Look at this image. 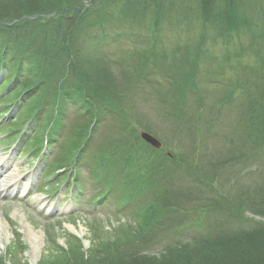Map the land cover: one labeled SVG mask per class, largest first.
<instances>
[{
	"label": "rangeland",
	"instance_id": "374dc122",
	"mask_svg": "<svg viewBox=\"0 0 264 264\" xmlns=\"http://www.w3.org/2000/svg\"><path fill=\"white\" fill-rule=\"evenodd\" d=\"M152 3L140 12L129 11L127 0L100 2L71 30L76 62L98 81L95 112L106 116L100 126L81 115L85 109L64 105L66 92L77 87L71 76L69 85L57 79L44 93L48 103L36 134L44 139L48 125L58 123V158L44 143L32 153V132L29 142H12L8 127L0 129V143L7 142L0 144L1 176L19 194L0 195V239L7 237L0 264L32 263L28 230L41 238L37 264H62L82 252H102L104 244L116 245L110 256H156L193 233L230 235L247 230L251 221L264 224L253 214L257 204L264 208V45L251 41L255 36L245 23L239 35L218 38L201 0ZM84 5L88 9L90 2ZM240 9L246 22L264 27V0L246 1ZM14 91L13 96L21 90ZM74 97L81 103L79 94ZM36 102L26 109L33 111ZM116 107L123 117L119 111L108 116ZM18 114L12 122L23 129ZM141 131L159 139L163 150L141 142ZM68 151L73 157L65 161ZM97 154L130 165L105 173ZM55 168L62 173L50 180ZM11 171L17 176L10 177ZM118 171H124L131 197ZM149 219L144 235L139 227ZM121 244L127 245L120 250Z\"/></svg>",
	"mask_w": 264,
	"mask_h": 264
},
{
	"label": "trees",
	"instance_id": "16d2710c",
	"mask_svg": "<svg viewBox=\"0 0 264 264\" xmlns=\"http://www.w3.org/2000/svg\"><path fill=\"white\" fill-rule=\"evenodd\" d=\"M109 1L112 0H0V88L4 91L9 89L5 98L1 96L0 100H3L0 106L9 110L11 106L16 105V110L20 109L16 117V120L19 119V122L16 121L17 127L20 125L24 128L27 124L37 126L34 129L33 149L42 148L43 137L38 139L40 136L36 134L42 127L40 119L48 103L44 93L46 90L48 92L52 82L57 79H60V84L64 82L67 85L70 84L71 76H75L74 80H77V87L66 92L68 100L63 101L64 105L73 104L72 108H79L81 111L85 109L81 115L92 119L93 124L99 125L105 120V115L97 116L95 112L100 108L95 102L98 92L94 91L98 81L82 72L70 43L73 40L71 30L81 23L83 17L95 10L100 2ZM246 1L251 3L253 0ZM246 1L201 0V8L207 23L214 25L218 38L227 41L233 37L231 35H239L245 23L255 36L251 41L257 40L256 42L260 43H257L258 45H264L263 25L253 26L241 16L240 8ZM86 2H90L88 9L84 5ZM152 2L155 0H127L128 10L146 12L154 5ZM107 4L104 7H107ZM35 44L36 49L33 47ZM15 89L21 91L13 96ZM12 91L14 92L10 94ZM72 93L80 95L81 103L75 104L76 97L71 98ZM33 100L37 101L36 108L29 111L26 109V103ZM108 101L111 100L108 98ZM226 102L228 103V99ZM57 105L53 100L51 109L54 110ZM1 110V116L6 114ZM118 111L121 114V109L116 107L108 116ZM123 116L124 114L120 115ZM11 124L13 127L8 126L9 133L20 134L22 129L15 128L13 122ZM258 127L261 128V125ZM48 130L53 141L59 140L60 128L56 121L48 125ZM97 156L100 159L102 155ZM111 160L121 168L127 167L118 158ZM127 164L130 165L128 161ZM147 172L149 171L146 170L145 173ZM120 174L126 177L124 171H120ZM134 180L140 181V178L134 176ZM257 206L253 214L264 219V208L259 204ZM150 220L139 227V231L144 235L147 234ZM126 245L121 244L118 249H124ZM115 247L113 244H104L102 252H82L80 259L70 252L74 256L66 258L62 264H264V224L251 221L247 230L242 229L230 235L224 232L210 236L197 234L189 239L170 243L156 256L135 252L134 256L129 257L132 253L123 255L121 251L116 256H110L112 251L116 253ZM65 252L69 254L68 251ZM45 261L46 259L42 264H45Z\"/></svg>",
	"mask_w": 264,
	"mask_h": 264
},
{
	"label": "bare ground",
	"instance_id": "6f19581e",
	"mask_svg": "<svg viewBox=\"0 0 264 264\" xmlns=\"http://www.w3.org/2000/svg\"><path fill=\"white\" fill-rule=\"evenodd\" d=\"M16 176L17 175H15L13 177H16ZM6 185H7L6 183L2 184L3 187H6ZM3 232L6 233L5 228H4ZM28 234H29V238H30V243L32 245V253H34L36 255L37 252H40V246H41V244L39 243L41 240L40 235L36 234L30 230H28ZM2 238L6 239L7 237L4 235V236H2ZM2 238L0 239V245L2 244ZM32 260H33V258H32Z\"/></svg>",
	"mask_w": 264,
	"mask_h": 264
},
{
	"label": "water",
	"instance_id": "95a60500",
	"mask_svg": "<svg viewBox=\"0 0 264 264\" xmlns=\"http://www.w3.org/2000/svg\"><path fill=\"white\" fill-rule=\"evenodd\" d=\"M141 137L148 143L150 144L151 146L157 148V149H161L162 148V144L157 140L155 139L154 137H152L151 135L147 134V133H144L142 132L141 133ZM39 255L37 256L36 260H34L33 264H36V261L39 260Z\"/></svg>",
	"mask_w": 264,
	"mask_h": 264
}]
</instances>
